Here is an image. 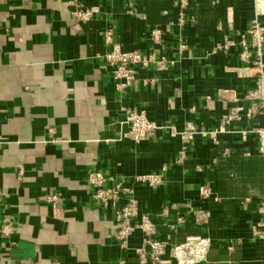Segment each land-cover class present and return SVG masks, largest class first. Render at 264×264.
<instances>
[{
    "label": "crops",
    "instance_id": "obj_1",
    "mask_svg": "<svg viewBox=\"0 0 264 264\" xmlns=\"http://www.w3.org/2000/svg\"><path fill=\"white\" fill-rule=\"evenodd\" d=\"M175 1L0 0V217L17 226L14 246L0 234V264H139L144 234L121 247L113 209L92 199L94 170L133 187L139 213L169 243L165 258L173 264V247L191 236L212 241L215 264H264V241L253 235L264 221V154L255 131L264 115L223 118L230 91L243 97L255 85L241 57L254 4L188 0L182 9ZM77 4L99 13L80 22L72 17ZM113 45L165 58L168 70L140 69L120 94L105 57ZM128 108L159 129L138 143L125 138ZM189 125L198 134L185 145ZM149 174L162 175V185L135 182ZM204 186L209 198L199 194ZM48 194L59 195L56 209ZM190 208L209 212L207 223L198 225ZM179 217L185 220L172 232Z\"/></svg>",
    "mask_w": 264,
    "mask_h": 264
},
{
    "label": "built area",
    "instance_id": "obj_2",
    "mask_svg": "<svg viewBox=\"0 0 264 264\" xmlns=\"http://www.w3.org/2000/svg\"><path fill=\"white\" fill-rule=\"evenodd\" d=\"M252 2L255 17L248 31L242 35L241 47L243 52L241 57L254 72L256 76L255 85L243 97H239L235 91H230L231 96L227 100L230 106L223 117L226 124L240 122L244 118L253 121L264 115V0H252ZM175 3L183 9L188 4V0H176ZM75 6L72 17L80 22L91 21L99 13L98 7H84L79 4ZM158 35L159 31H154L153 37L157 38ZM227 44L229 45L231 42L228 41ZM105 57L106 63L112 69L113 77L117 81L116 89L120 94H123L130 84L136 81L140 69L154 67L156 71H166L170 64L165 58L160 59L155 54L124 51L120 45H113L111 52ZM245 102H248L249 105L246 106ZM124 111L128 125V131L124 133L125 138L138 143L159 129L157 123L150 121L143 111L129 108L124 109ZM255 131L261 136V152L264 154V127L255 129ZM196 134H198L196 128L189 125L188 131L182 135L184 144H188ZM244 138H246L245 133ZM186 149L184 147L180 152L181 158L185 157ZM17 170L19 178L24 177L25 168L19 165ZM87 182L92 189L94 203L104 209H113L115 222L118 226L114 236L121 247L126 248L130 237L140 230L144 234V241L142 246L136 250L139 264H173L170 259L165 258L169 243L157 238V227L150 216L139 213V204L133 187H128L123 183H114L111 178L97 170L89 172ZM135 182L147 184L150 187H159L163 183V178L159 174L140 175L135 178ZM199 194L203 198H209L212 195V190L204 186L200 188ZM5 196V194L0 193V211L4 206ZM44 200L53 209H56L61 202L57 194H48ZM123 201L126 203L121 205ZM189 214L198 225H205L210 217L209 212L193 208H190ZM137 219L139 220L136 221ZM184 220V218L179 217L176 223L168 225L169 229L172 232L176 231L177 225L182 224ZM16 233L17 226L11 216L0 217L1 236L11 241ZM253 235L254 238L264 241V221L253 228ZM10 245L14 246L15 243L11 241ZM211 246L212 241L207 237H188L184 243L173 247L174 263L215 264L208 261Z\"/></svg>",
    "mask_w": 264,
    "mask_h": 264
}]
</instances>
